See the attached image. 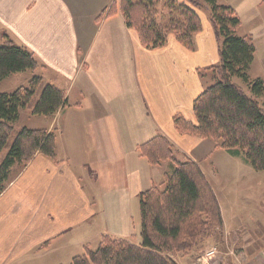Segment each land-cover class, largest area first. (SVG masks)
I'll return each mask as SVG.
<instances>
[{
	"label": "crops",
	"instance_id": "crops-1",
	"mask_svg": "<svg viewBox=\"0 0 264 264\" xmlns=\"http://www.w3.org/2000/svg\"><path fill=\"white\" fill-rule=\"evenodd\" d=\"M220 2L238 13L239 34L254 39L252 70L264 55V0ZM202 21L193 48L171 36L149 49L128 27L119 0H0V41L9 35L40 62L35 71L18 73L24 79L12 87L39 74L69 103L53 116H30L44 119L27 127L56 132V158L36 154L0 195V264H70L105 235L139 245V195L160 184L168 164L152 165L139 147L158 135L180 159L194 160L216 193L240 176L239 166L248 165L241 158L175 124L178 115L196 122L194 101L221 59L209 13ZM222 252L227 264L264 263V246L248 256Z\"/></svg>",
	"mask_w": 264,
	"mask_h": 264
},
{
	"label": "trees",
	"instance_id": "trees-1",
	"mask_svg": "<svg viewBox=\"0 0 264 264\" xmlns=\"http://www.w3.org/2000/svg\"><path fill=\"white\" fill-rule=\"evenodd\" d=\"M129 28L142 44L163 47L171 35L188 48L203 29L201 9L220 39V62L208 69L211 83L194 101L196 122L175 117L178 130L212 140L218 148L264 171V78L250 74L256 46L240 35L236 10L220 0H119ZM35 53L4 34L0 41V82L9 76L35 71ZM240 80L237 82L236 80ZM65 92L34 74L26 85L0 92V195L38 153L56 158L57 134L27 126L16 128L22 111L53 116L68 106ZM140 152L152 165L168 161L163 180L139 195L141 243L103 236L95 249L75 256L70 264H177L175 255L196 258L197 249L222 236L220 202L201 167L180 159L167 137L158 135L142 144Z\"/></svg>",
	"mask_w": 264,
	"mask_h": 264
},
{
	"label": "rangeland",
	"instance_id": "rangeland-1",
	"mask_svg": "<svg viewBox=\"0 0 264 264\" xmlns=\"http://www.w3.org/2000/svg\"><path fill=\"white\" fill-rule=\"evenodd\" d=\"M209 10L210 9L208 8H204L201 9L199 13L201 15L209 13L210 15ZM263 56L264 55L261 54L260 51L259 55H257V64H255L251 70L253 75L262 74L264 76V72L261 70V66H263ZM208 73L212 77V71L210 70ZM23 75L24 74H20L19 76H13L11 79L9 78V80L5 79L4 81H1L0 92H11L15 90L16 87H12V85H14L15 82H19V80H23ZM14 79L17 80L15 81ZM236 81L240 82L238 79ZM30 116H33L30 112V109L23 110L21 119L16 124V128H21L23 126H37L42 124L41 120L39 119H44L43 117L35 118L41 116L34 115L35 117L30 119ZM27 165L19 168L16 177H18V175L25 169V167H27ZM239 169L240 176L236 177L231 185H224V190L220 189L217 192L218 194L216 193L217 196H226L225 198L223 197L224 199H221V202L223 204V217L226 221V226L229 228L226 229L224 224L222 236L211 238L205 243L204 247L197 249L195 254L197 255L198 251L199 253L196 258H191L190 255L182 256L175 255L174 253L171 254V256H174L176 259L177 264H193L200 254L211 245H217L221 252L224 251V253H226L227 257L234 256L235 254L238 255L244 251H246V255L248 256L250 253H255L256 250L264 246V171H257L250 164L247 166H239ZM222 191L225 195L221 194ZM238 223H241V226L246 228L245 233L250 235L249 238L245 239L244 232L240 230L236 232ZM253 231H255L256 234H260V236H262L263 239L260 241V243L253 242L257 240L256 234ZM139 235L141 240V232ZM84 254L85 253L81 255ZM219 258L225 259L221 255ZM262 259H264V256ZM255 263L256 262H253L252 264Z\"/></svg>",
	"mask_w": 264,
	"mask_h": 264
},
{
	"label": "built area",
	"instance_id": "built-area-1",
	"mask_svg": "<svg viewBox=\"0 0 264 264\" xmlns=\"http://www.w3.org/2000/svg\"><path fill=\"white\" fill-rule=\"evenodd\" d=\"M221 250L217 245H211L194 261L193 264H227L223 259H220ZM264 264V263H263Z\"/></svg>",
	"mask_w": 264,
	"mask_h": 264
}]
</instances>
